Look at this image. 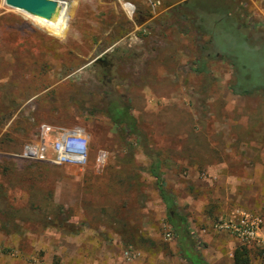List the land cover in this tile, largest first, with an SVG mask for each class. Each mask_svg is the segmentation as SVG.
Returning <instances> with one entry per match:
<instances>
[{
    "label": "rangeland",
    "instance_id": "1",
    "mask_svg": "<svg viewBox=\"0 0 264 264\" xmlns=\"http://www.w3.org/2000/svg\"><path fill=\"white\" fill-rule=\"evenodd\" d=\"M64 1V30L55 35L0 0V264H78L115 238L127 262L170 247L177 236L146 149L160 160L176 214L192 216L183 206L190 198L215 210L216 192L227 197L219 219L249 213L264 227V173L255 166L263 161L243 157L240 146L264 138V0H195L193 8L184 0ZM219 27L226 49L236 34L259 55L262 83L245 87L251 95L230 89L245 88L214 45ZM199 59L208 73L192 70ZM105 91L122 96L116 101L129 106L139 136L107 117ZM42 124L82 128L88 163L15 157L40 139ZM222 162L228 173L206 171Z\"/></svg>",
    "mask_w": 264,
    "mask_h": 264
},
{
    "label": "crops",
    "instance_id": "2",
    "mask_svg": "<svg viewBox=\"0 0 264 264\" xmlns=\"http://www.w3.org/2000/svg\"><path fill=\"white\" fill-rule=\"evenodd\" d=\"M239 123L241 126L249 125L247 120L239 121ZM240 146L243 151V157H260V159H262L263 164L258 163L255 166L261 168L260 172L264 173V138L260 139L257 136H254L252 139H247L245 137L241 140ZM243 168L247 169V166H243ZM206 171L213 175L229 172L228 166L223 162L217 165H206ZM194 172H197V170L194 169ZM219 181L220 183L225 184L222 178H220ZM225 181L228 182L227 179H225ZM213 195V202L218 206L215 210H211L209 202L206 199L195 200L190 198L185 200L183 206L187 207L188 210L193 213L192 216L189 217L182 213L178 214V216L185 217L187 226L193 234V239H196L201 243L195 246V250L199 253V258L194 257L196 264H233L234 251L241 246V241L225 230L219 229L218 223L220 221L219 218L221 217L220 215L218 216V214L225 210L227 197L218 195L216 192H214ZM160 202L163 204V207H165V204L161 199ZM174 202L176 205L178 204L176 199H174ZM103 243L105 242H102V244ZM112 244L113 245H111V248L108 250H104L102 248L104 245H101L102 255L99 257L82 256L84 261H81L78 264H192L188 259L183 257V251L179 245L178 238L170 242V247L164 251L157 248L147 255L141 251L142 256L131 262H127L123 257L121 258L118 256L123 250H125V248L117 242L116 238ZM252 250L249 255L250 264H261L259 254ZM107 251L108 255L105 254ZM94 252H96V250ZM84 253H88V251H85ZM116 253H118L117 256ZM41 262L45 264L43 261Z\"/></svg>",
    "mask_w": 264,
    "mask_h": 264
},
{
    "label": "trees",
    "instance_id": "3",
    "mask_svg": "<svg viewBox=\"0 0 264 264\" xmlns=\"http://www.w3.org/2000/svg\"><path fill=\"white\" fill-rule=\"evenodd\" d=\"M195 0H187L185 1L182 6L193 8L196 6ZM232 23L231 19L229 21H225V23H222L226 28L228 24ZM221 31L222 34L228 32L224 28H217L213 32V41L214 45L218 47L222 52H224L227 55L226 61L234 68L239 71L240 77L238 76V84H241L244 86V88L247 85L250 86H256V84H261V75L258 72V68L260 67V64L257 62V59L259 57L257 51H255L253 48H243V39L236 34H233L232 37V49L228 50L226 49V44L221 39ZM229 57V58H228ZM243 57L247 59V62L251 64L252 73L245 74L244 69L242 67L245 65V63L242 65ZM256 59V61H255ZM207 61L199 59L196 63H192V70L195 71L197 74H206L208 73V67H207ZM264 64V63H263ZM256 70V71H255ZM242 72V73H241ZM232 93L236 95H251L255 92V89H242L237 90L236 86L230 87ZM108 101V111H107V117L115 123L117 126L121 127L124 132H126V136L128 135H136L139 136V133L137 131L136 126V119L131 114L129 106L125 102L116 101L117 99L121 98L120 95L117 99H113L115 96V93L113 91H105L103 94ZM111 98V99H110ZM147 155L151 158V163L148 167V171L150 175H152L155 178V188L158 191V194L165 204V207L167 210H169V223L171 224L177 238L179 245L181 246V249L183 251V257L188 259L192 264H196L194 257L199 258V253L195 250V246L199 244V241L196 239H193V234L189 227L187 226V221L185 217L178 216V214L175 213L174 207L175 202L173 198V194L171 191L168 190V188L165 186V179L163 176V173L161 171L160 167V160L156 157H154L148 149L145 150ZM173 213V215H172ZM197 243H196V241ZM252 248H249L245 245H241L238 247L233 254V264H250V252Z\"/></svg>",
    "mask_w": 264,
    "mask_h": 264
},
{
    "label": "built area",
    "instance_id": "4",
    "mask_svg": "<svg viewBox=\"0 0 264 264\" xmlns=\"http://www.w3.org/2000/svg\"><path fill=\"white\" fill-rule=\"evenodd\" d=\"M55 130V131H54ZM54 132L53 136L47 140ZM48 152L51 153L48 157ZM15 157L29 160H49L54 164H71L84 167L89 161L88 136L80 127L52 128L49 125L40 126V139L26 143ZM105 154L100 153L98 162H104ZM219 229H228L229 233L241 241V245L258 251L261 263L264 264V227L258 215L249 213L231 214L220 219ZM35 264H43L35 261Z\"/></svg>",
    "mask_w": 264,
    "mask_h": 264
},
{
    "label": "bare ground",
    "instance_id": "5",
    "mask_svg": "<svg viewBox=\"0 0 264 264\" xmlns=\"http://www.w3.org/2000/svg\"><path fill=\"white\" fill-rule=\"evenodd\" d=\"M3 3L21 10L51 33L61 35L64 30V12L67 1L64 0H3ZM49 10V14L44 12ZM44 11V12H43Z\"/></svg>",
    "mask_w": 264,
    "mask_h": 264
},
{
    "label": "water",
    "instance_id": "6",
    "mask_svg": "<svg viewBox=\"0 0 264 264\" xmlns=\"http://www.w3.org/2000/svg\"><path fill=\"white\" fill-rule=\"evenodd\" d=\"M184 1H186V0H184ZM44 12V11H43ZM46 15H48L49 14V10H47V11H45L44 12Z\"/></svg>",
    "mask_w": 264,
    "mask_h": 264
}]
</instances>
